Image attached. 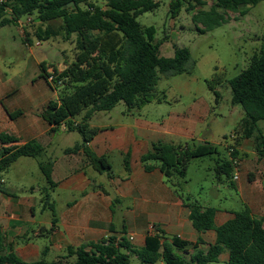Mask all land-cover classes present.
<instances>
[{"label":"trees","instance_id":"1","mask_svg":"<svg viewBox=\"0 0 264 264\" xmlns=\"http://www.w3.org/2000/svg\"><path fill=\"white\" fill-rule=\"evenodd\" d=\"M261 1L218 0L210 11H200L193 20L204 21L206 28L202 33H206L226 23L227 11L244 8L240 12L244 16ZM159 7L158 0H8L0 6V29L31 18L40 22L35 31L39 40L61 36L68 42L75 37V63L42 64L41 77L48 82L54 77V82L49 83L60 90V96L57 101L49 102L41 116L56 128L64 126L68 132H78L83 143L67 152H77L83 147L92 166L100 173L111 174L112 166L107 158L97 156L87 147L100 131L90 126L93 116L98 112H110L120 104L125 105L128 114H136L151 103L160 104L166 101L165 93L159 95L157 92L162 78L194 71L196 62L188 48H176L173 57L162 56L161 43L155 41L156 28L139 23L142 14L154 12ZM182 7L181 0L171 4L173 18L180 15ZM54 21L62 23L55 28L51 25ZM220 80L215 74L207 81L209 89L217 96L216 84ZM59 81L61 86L57 85ZM228 83L232 103L243 108L244 117L230 148L233 150L230 159H218L215 171L234 187L233 178L239 169L235 161H241L238 151L241 141L251 140L259 159L264 160V132L259 126L264 121V52L254 54L248 68ZM21 114L17 111L9 116L16 119ZM79 116H82L81 121L76 120ZM19 141L9 133L0 134V181L20 158H39L45 152L37 140L17 145ZM218 154L219 148L207 141L193 146L159 142L141 157L147 172L158 168L166 178L176 180L175 187L190 211L193 227L200 233H217L216 242L209 245L207 251L201 249L204 245L201 239L192 243L177 236L169 237L155 227L141 248H136L125 236L110 235L98 243L69 248L67 256L56 261L41 259L27 263L18 258L0 228V264H132L133 257L141 264H214L224 253L229 255L227 264H264V218L255 217L244 207L234 213L233 219L217 227V208L204 207L183 195L191 162ZM124 163L130 171L129 154ZM39 167L48 184L54 186L53 163L40 162ZM250 181H253V174ZM0 191L5 192L1 182ZM118 201L114 200V207ZM56 223L54 218L52 230ZM110 232H115L113 225ZM71 258L75 260L70 261Z\"/></svg>","mask_w":264,"mask_h":264},{"label":"crops","instance_id":"2","mask_svg":"<svg viewBox=\"0 0 264 264\" xmlns=\"http://www.w3.org/2000/svg\"><path fill=\"white\" fill-rule=\"evenodd\" d=\"M27 19H21L16 26L23 36L24 47L31 50L40 22L34 21L38 24L34 31L27 24ZM37 45L40 46V42ZM31 52L33 55L34 52ZM43 63L52 62L32 59L25 71L12 76L4 73L0 66V134L16 136L20 140L17 145L37 140L45 149L41 157L20 158L12 167L28 163L25 161H34L38 167L40 162L53 163L54 186L48 184L39 167L44 183L39 194L30 182L17 180V184H13L9 182L7 173L2 177L5 192L0 191V228L18 258L27 263L41 259L52 262L67 256L69 248L98 243L110 235L118 238L125 236L128 240L133 237L131 244L141 248L155 227L169 237L177 236L192 243L201 239L204 241L201 249L207 251L209 245L216 242L217 233L198 232L189 219V209L184 206L175 187L176 180L166 178L158 168L147 172L141 157L159 142L181 145L205 142V138L197 136L196 127L210 113V108L197 105L186 112L160 111L161 122L148 119L141 111L136 114L125 111L119 114L120 119L114 118L112 112L118 106L110 112L96 113L90 126L100 131L87 147L97 156L107 158L112 166L111 174L100 173L92 166L83 147L77 152H67L81 145L83 138L69 147L67 136L73 132L66 131L64 126L56 128L42 118L41 114L49 102L57 101L60 96V90L41 77ZM58 63L62 62H53ZM31 68L34 77H30ZM164 102L158 104L161 106ZM17 111L22 114L11 119L9 113ZM247 143L253 146L251 140H243L238 147L241 164L238 179H233V184L243 206L248 207L255 217L264 218V160L259 159L253 147L251 152H247ZM249 153L254 159L242 157ZM127 154L130 155V171L124 163ZM227 155L225 159H230L228 150ZM112 160L118 161L121 168L119 174L113 172ZM256 170L259 176L253 175V181H250V175ZM226 183V180L220 179L221 186ZM62 192H69L72 196L64 199ZM46 198L47 201H44ZM116 199L119 201L114 207ZM118 211L120 214L116 220ZM235 212L238 211L218 209L215 225H224L234 218ZM54 218L57 223L52 230ZM112 225L115 228L113 233L110 232ZM221 259L228 262V253L222 254Z\"/></svg>","mask_w":264,"mask_h":264},{"label":"rangeland","instance_id":"3","mask_svg":"<svg viewBox=\"0 0 264 264\" xmlns=\"http://www.w3.org/2000/svg\"><path fill=\"white\" fill-rule=\"evenodd\" d=\"M174 1L158 0L160 7L154 12L142 14L138 21L145 27L156 28L155 41L161 43L162 56L173 57L176 48H188L196 62L194 71L190 74L162 78L157 86V92L159 95L165 93L166 102L161 106L158 103L148 104L140 113L150 120L161 122L158 115L160 111L186 112L197 105L210 108V113L196 127V133L198 137L215 144L219 148V154L191 162L185 179L187 183L184 195L202 205L241 211L244 206L236 189L229 182L226 183L227 185H220V179H226L216 174L215 167L219 158L221 160L228 158L227 150L230 155L238 125L244 117L243 108L232 103V93L228 82L248 68L254 54L264 52V0L251 7L244 16L240 15L244 8L227 11L226 23L206 33H202L206 28L204 21L196 22L193 17L200 11H210L218 0H181L183 7L177 18H173L170 12ZM23 21H26V18ZM61 23V21H54L51 25L58 28ZM28 25L34 30L38 24L32 21ZM74 39L75 37L67 42L60 36L46 41L35 37L31 47L34 52L32 55L31 50L24 47L23 36L16 25L2 27L0 29V66L4 73L12 76L25 71L27 65H31L32 59L47 60L52 64L59 61L73 64L75 63ZM38 42L40 46L37 45ZM34 55L35 58H32ZM30 74V77L35 75L32 68ZM215 74H218L221 79L220 83L216 84L219 96L211 91L207 84V81L212 80ZM125 111V105L120 104L112 114L114 118L120 119L119 114L122 115ZM81 119L82 116L76 118L79 121ZM259 126L264 132V121H261ZM81 139V135L75 131L67 136V145L73 147ZM189 144L193 146L192 142ZM251 147L253 150L254 143L253 146L247 143L246 151L251 152ZM242 157L246 160L254 159L252 153ZM25 162L28 163H20L12 167L7 172V178L13 184H17V180L30 182L37 188L39 194L44 187L41 171L34 161ZM111 163L113 172L119 174L121 168L118 161L112 160ZM252 174L259 176L257 170ZM71 196L69 192H62L64 199H69ZM119 214L118 211L116 220ZM132 264H141V262L133 257ZM214 264H227V262L221 259Z\"/></svg>","mask_w":264,"mask_h":264},{"label":"built area","instance_id":"4","mask_svg":"<svg viewBox=\"0 0 264 264\" xmlns=\"http://www.w3.org/2000/svg\"><path fill=\"white\" fill-rule=\"evenodd\" d=\"M8 2V0H0V6H2V5H4V4H6ZM32 22V19L31 18H28L27 19V24H29V23H31ZM54 80H55V78L54 77H50L49 78V82L50 83H52V82H54ZM57 85L58 86H61L62 85V82L61 81H59L58 83H57ZM64 129L66 130V127H64ZM231 151H233V150H231ZM235 163L237 164V165H239L240 166V164H241V161L240 162H238V160H236L235 161ZM238 171H236V173H235V175H234V180H237L238 179ZM1 183H3L4 182V180H1L0 181ZM134 240V238L133 237H130L129 238V241H133Z\"/></svg>","mask_w":264,"mask_h":264},{"label":"water","instance_id":"5","mask_svg":"<svg viewBox=\"0 0 264 264\" xmlns=\"http://www.w3.org/2000/svg\"><path fill=\"white\" fill-rule=\"evenodd\" d=\"M72 5V3L70 4V6Z\"/></svg>","mask_w":264,"mask_h":264}]
</instances>
